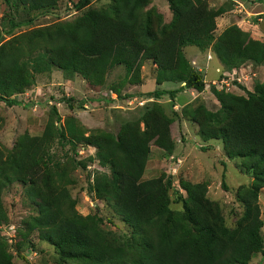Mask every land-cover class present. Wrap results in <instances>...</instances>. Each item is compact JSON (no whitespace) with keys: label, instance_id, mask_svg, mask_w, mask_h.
<instances>
[{"label":"trees","instance_id":"16d2710c","mask_svg":"<svg viewBox=\"0 0 264 264\" xmlns=\"http://www.w3.org/2000/svg\"><path fill=\"white\" fill-rule=\"evenodd\" d=\"M6 6L25 7L35 16L54 13L57 0H2ZM106 8L89 9L69 21L11 35L24 23L6 20L11 37L0 44V101L8 106L25 105L16 95L34 83L35 75L60 68L67 79L79 74L101 85L105 73L123 65L129 83L138 82L141 62L155 64L156 84L178 81L175 89H153L146 99L167 94L174 99L184 88L203 89L202 73L182 55L186 44L213 43V53L230 71L247 62L264 65V42L252 39L237 26L224 28L213 37L214 20L221 8L211 9L206 0H165L172 12L168 22L149 0H109ZM89 0H76L75 10L88 7ZM32 18L26 20L31 22ZM111 90V89H110ZM113 91L117 97L118 90ZM220 104L216 112L198 106L190 115L203 140H221L226 157H238L253 179L239 190L243 211L234 227H228L217 205L208 201L205 188L179 181L176 201L182 210L169 207L171 177L141 179L152 145L169 153L174 146L170 120L153 105L138 122L120 124L116 134L98 132L84 137L70 124L54 127L46 123L41 135H23L12 151H0V212L2 190L17 184L32 212L22 221L26 239L33 231L48 243L65 264H248L263 249V223L259 218L258 195L264 189V80L256 82L244 96L210 88ZM130 97V95H123ZM71 107V105H69ZM56 107L51 114L58 119ZM51 141L94 148V158L106 168L87 180V191L115 206L119 220L130 234L104 231L94 214L81 216L65 184L64 166L50 159L46 148ZM92 160V159H91ZM78 166L80 161H74ZM0 236V264H13Z\"/></svg>","mask_w":264,"mask_h":264},{"label":"rangeland","instance_id":"374dc122","mask_svg":"<svg viewBox=\"0 0 264 264\" xmlns=\"http://www.w3.org/2000/svg\"><path fill=\"white\" fill-rule=\"evenodd\" d=\"M58 8L54 13L35 16V11L25 7L6 6L0 0V44L11 35L23 34L30 29L45 27L57 21H69L87 12L89 9L106 8L109 0H89L88 7L75 10L76 0H57ZM148 7L162 15V22L171 19L172 12L165 0H149ZM211 9L221 8L222 13L214 20L215 29L212 32L215 39L220 32L231 25L237 26L249 37L264 42V0H206ZM12 17L15 21L24 23L9 33L6 20ZM32 18L31 22L26 20ZM213 51L212 41L199 44H186L182 55L186 61L203 75V89L177 92L172 99L167 94L159 99H146L142 93L153 89H175L183 84L178 81H166L156 84V65L148 60L141 62L138 72V82L129 83L130 75L126 77L123 65L113 66L104 75L101 85H93L79 74L67 79L60 68L52 67L50 71L37 73L35 80L22 94L16 95L25 106H8L0 101V151L3 154L12 151L20 138L29 134L41 135L46 123L54 127L71 125L84 137L90 134L106 131L116 134L120 124L128 121L138 122L142 128L141 117L145 111L158 106V110L167 117L174 146L169 153L150 146L147 163L141 179H152L162 176L171 177L169 207L180 212L181 203L176 201L177 193L184 196L179 188V181H188L194 187L201 184L205 188L208 201L219 207L224 223L234 227L240 217L243 207L237 198L239 190L244 189L253 179L249 170H245L242 160L238 157L228 158L223 152L221 140H203L195 123L190 120L193 110L204 106L211 112H216L220 104L210 93V88L245 95L251 91L256 82L264 80V65L247 62L239 70L227 71L219 64ZM196 53L199 58L196 63L190 54ZM116 89L120 98L111 91ZM111 89V90H110ZM200 92V93H199ZM123 95H130L124 97ZM71 105V107L69 106ZM56 107L57 117L51 114V108ZM50 159L64 166L67 176L72 182L65 184L70 195L76 201L75 210L85 216L94 214L101 219V228L113 235L130 234V228L119 220L115 206L107 201L96 198L87 191V180L98 172H106L94 158V148L90 145L76 144L72 151L68 144L60 145L51 141L46 148ZM92 159V160H91ZM74 161H80L78 166ZM259 218L263 226L261 233L264 239V189L259 190ZM3 211L0 212V236L6 243V252L13 264H65L48 245L39 239L33 231L26 239H22L24 226L22 221L32 212L28 201L17 184L3 189ZM264 244V243H263ZM248 264H264V245L261 252L256 253Z\"/></svg>","mask_w":264,"mask_h":264},{"label":"crops","instance_id":"0c3cea01","mask_svg":"<svg viewBox=\"0 0 264 264\" xmlns=\"http://www.w3.org/2000/svg\"><path fill=\"white\" fill-rule=\"evenodd\" d=\"M191 56L190 57H194V61H196V63H197V61H198V58H199V56L194 52L193 54H190ZM243 66H246V65H243ZM243 66H240L239 68H237V70H239V69H241V68H243ZM199 70H201V68L199 67L198 68ZM234 70H236V69H234ZM186 91L187 90H194V89H192V88H188V89H185ZM184 91V90H183ZM195 91V93H198V91H196V90H194ZM201 92V91H200ZM199 92V93H200Z\"/></svg>","mask_w":264,"mask_h":264}]
</instances>
